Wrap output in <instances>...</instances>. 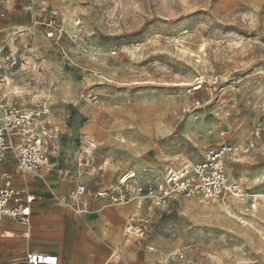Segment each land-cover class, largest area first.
I'll return each instance as SVG.
<instances>
[{
    "label": "rangeland",
    "instance_id": "374dc122",
    "mask_svg": "<svg viewBox=\"0 0 264 264\" xmlns=\"http://www.w3.org/2000/svg\"><path fill=\"white\" fill-rule=\"evenodd\" d=\"M0 100L37 120L50 182L69 185L57 198L35 190L36 216L65 213L64 228L14 225L31 231L17 235L24 250L71 252L81 218L58 203L82 184L89 233L94 210L112 213L100 264L117 250L115 264H264V201L254 199L264 194V0H0ZM226 146L241 150L225 171L249 195L243 209L237 199L132 201L117 218L121 174L157 186ZM139 186L123 190L134 197ZM137 214L144 235L124 240Z\"/></svg>",
    "mask_w": 264,
    "mask_h": 264
},
{
    "label": "built area",
    "instance_id": "2783aa9c",
    "mask_svg": "<svg viewBox=\"0 0 264 264\" xmlns=\"http://www.w3.org/2000/svg\"><path fill=\"white\" fill-rule=\"evenodd\" d=\"M53 26V19H46ZM3 102V100H0ZM0 102V103H1ZM251 143V147H254ZM241 150L239 147H223L216 152L208 153L205 158L194 165H184L180 168L168 170L161 183L157 186L142 187L135 181L136 176L131 177L127 173L122 176L118 192L117 202L127 205L136 201L142 206L145 201L165 205L171 200L185 198L198 200L205 205H216L229 199L249 197L245 189L238 183L231 181L225 171L226 160H236ZM10 158L17 169L28 175H33L49 187L47 174L53 168L52 160L47 150V142L38 130L37 120L31 115L19 110L5 109L0 104V166ZM135 174V173H132ZM0 185V223L4 219H13L26 226L31 222L32 204L34 198L17 188L14 184V176L10 172H4ZM130 185H136L135 196L124 191ZM87 194L85 185H78L69 193L68 199L60 200V203L70 208L77 215H83L89 211V205L84 197ZM254 210L256 204H250ZM133 217L127 223L124 230V240L134 236L142 238L144 235V221ZM123 257L119 250L112 253L105 264H113ZM183 259L184 255H180ZM24 264H59V257L50 253L28 251L23 261Z\"/></svg>",
    "mask_w": 264,
    "mask_h": 264
},
{
    "label": "crops",
    "instance_id": "0c3cea01",
    "mask_svg": "<svg viewBox=\"0 0 264 264\" xmlns=\"http://www.w3.org/2000/svg\"><path fill=\"white\" fill-rule=\"evenodd\" d=\"M6 165L12 166L15 169V171H14L15 174L13 172L4 170L5 169L4 167ZM4 172L12 173L14 176L15 186L17 188H19L21 191H23L24 193L33 196V198H34V202L32 204L31 220H33V218L35 217V218L39 219L40 223H42V225H43V229H40L37 232H34V234L39 233V232L52 233L53 231L54 232H56L58 230H59V232L62 231V229L64 228V221H65V217H66L65 213H62L61 218L56 217L55 220H51L49 218V216L47 215V213H45L44 210L40 208V209H38L40 211V218H38L36 216V211H37V207L39 208L38 203L43 198H41L39 195H34L33 193L35 192V190L42 191V190L50 189L53 187L54 190H56V193L53 192V189H51V193L45 192L44 197L46 199L49 198L50 196H53V198L54 197L57 198V196H56L57 194L58 195L63 194L67 191V189L69 187L68 183H65L64 181H55V182L51 181L53 183V184H51V182H50V179H51L50 174L52 172V170H51L47 174V179H48V183H49L48 185L50 187V188H47V186L41 180H39L37 177H35L33 175L21 173L17 169V167L14 165L13 161L10 158L6 159L5 162L0 166V185L2 184L1 176H2V173H4ZM125 174L126 173L121 174L118 178V181ZM39 183L41 184V186H39ZM78 185H80V184H78ZM63 197H66L65 194ZM59 198H58V200H59ZM62 199H66V198H62ZM84 200L88 204V201L86 199V195L84 197ZM58 205L60 206V208H62L64 210H68V211L72 212L73 214H75L76 216L81 218V219H74L73 220L78 233L76 234V237L73 239L72 244H70L71 245V248H70L71 252L69 251V248L63 250V252H57V253L37 250L39 248L24 250L23 248H25L27 243L30 241H26L23 238H17V235L23 234V233L19 232L20 230L16 229L14 227V225L16 227L17 226L24 227V225L20 224L19 222L15 221L13 219L7 218V219H4L0 223V264H24L23 261L25 259V255L28 251H35V252H40V253H50V254L57 255L59 257V264H100L101 263L103 257L105 256V253H106V250H105V248H102V245H103V243H105V240L108 239V235L111 234V232L113 231V229H111V227H110L111 222L109 221L110 220L109 214H112L111 211L106 210V209L105 210H94L93 217H95L97 219V221L95 222L96 227L89 226V230H90V233H89L87 231V227H86L85 222H84V220H86V218L83 219L87 213H85L83 215H77L70 208L62 205L61 203H58ZM119 206L120 207H118L116 209L115 213H116L118 219L123 220L131 212L132 208L129 206L121 205V204ZM136 209L140 210V209H142V206L137 205ZM133 217L139 218V214H137ZM133 217H131V218H133ZM130 219H129V221H130ZM77 222L80 225L79 227H81L82 229L85 228L84 230H86L87 233L84 232L83 235H81L79 233V229L77 227L78 226ZM68 226H69V224H68ZM66 229H67V226H66ZM110 242H111V240H110ZM3 243H5L6 246H3L2 245ZM93 253L99 254V256L95 257V258H91V254H93ZM110 256L102 264H105L109 260ZM116 261L113 264H115Z\"/></svg>",
    "mask_w": 264,
    "mask_h": 264
},
{
    "label": "bare ground",
    "instance_id": "6f19581e",
    "mask_svg": "<svg viewBox=\"0 0 264 264\" xmlns=\"http://www.w3.org/2000/svg\"><path fill=\"white\" fill-rule=\"evenodd\" d=\"M258 198H260V199H262L264 201V194H258V195H255L254 196V199H258ZM247 199L246 198H244V199L237 198V201L234 202V204H235V210L243 209L242 207L245 205V202H246ZM226 209L228 210L227 207H226ZM87 213L88 214H92V213H89V211ZM30 224H31V222H30ZM30 224L29 225H26V226H30ZM22 233H24V236H26V237H30L31 236V231H29L28 229L26 231H22Z\"/></svg>",
    "mask_w": 264,
    "mask_h": 264
}]
</instances>
